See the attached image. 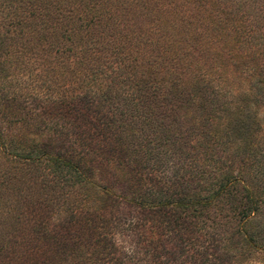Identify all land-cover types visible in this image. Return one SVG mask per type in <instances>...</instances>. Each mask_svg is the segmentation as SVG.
<instances>
[{"label": "trees", "instance_id": "trees-1", "mask_svg": "<svg viewBox=\"0 0 264 264\" xmlns=\"http://www.w3.org/2000/svg\"><path fill=\"white\" fill-rule=\"evenodd\" d=\"M0 264H264V0H0Z\"/></svg>", "mask_w": 264, "mask_h": 264}, {"label": "rangeland", "instance_id": "rangeland-1", "mask_svg": "<svg viewBox=\"0 0 264 264\" xmlns=\"http://www.w3.org/2000/svg\"><path fill=\"white\" fill-rule=\"evenodd\" d=\"M38 84H35V83H33V82H30L29 80H25V81H23L18 87L21 89V90H23V92H30L31 94H33V92H34V90H37L38 89V86H37ZM37 86V87H36ZM31 88H33V90L31 89ZM15 90H17L16 88H15ZM43 89L40 91V94H43ZM46 95V94H45ZM45 95H44V97H45ZM52 97H53V94L51 95ZM40 97V96H39ZM44 97H41L39 100H36V102H37V107H42V106H44V105H46L48 102H49V99H46V98H44ZM30 100H32L31 98H30ZM19 101V100H18ZM22 104H25V107H23L21 104H19V107L21 108V109H18V111H16L15 110V108L13 107H11V111H14L15 113V115L16 116H18L19 114L20 115H22L23 113H25V111H26V107L28 108V107H30L29 109H32L33 107H34V105H35V103H31L30 102V104H29V102H26V101H24L23 100V102H21ZM27 104V105H26ZM32 105V106H31ZM23 172H25V169H21Z\"/></svg>", "mask_w": 264, "mask_h": 264}]
</instances>
